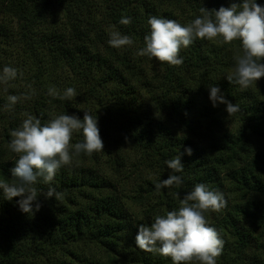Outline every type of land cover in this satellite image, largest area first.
Returning <instances> with one entry per match:
<instances>
[{
  "label": "trees",
  "instance_id": "16d2710c",
  "mask_svg": "<svg viewBox=\"0 0 264 264\" xmlns=\"http://www.w3.org/2000/svg\"><path fill=\"white\" fill-rule=\"evenodd\" d=\"M232 2L0 0V179H14L10 133L28 115L42 124L65 113L97 115L105 149L73 156L52 182L55 197L46 198L49 185L38 183L34 215L19 210V197L0 195V264H172L137 247V225L178 208L197 183L227 200L206 213L224 240L217 264H264V77L243 91L227 80L239 42L197 40L181 50L179 66L139 55L150 16L186 24L202 7ZM124 17L131 23L121 24ZM113 32L134 43L110 46ZM14 60L10 78L5 69ZM217 84L238 112L212 106L207 88ZM68 87L78 95L59 99ZM82 140L74 133L70 144ZM185 146L193 153L182 157L183 185L157 190L172 174L165 161Z\"/></svg>",
  "mask_w": 264,
  "mask_h": 264
},
{
  "label": "clouds",
  "instance_id": "9594fccd",
  "mask_svg": "<svg viewBox=\"0 0 264 264\" xmlns=\"http://www.w3.org/2000/svg\"><path fill=\"white\" fill-rule=\"evenodd\" d=\"M121 24L131 23L130 17L120 20ZM150 31L144 36L145 46L139 55L147 56L169 66L183 63L182 49L188 48L197 40L216 44L230 45L239 42V54L234 56V68L226 74L230 83L247 90L264 77V4L258 0H234L229 6L219 9L202 7L200 15L189 23L181 24L177 20L161 16L148 18ZM109 45L121 49L134 43L131 37L119 32L110 34ZM8 77L14 78V69H5ZM4 78L0 77V80ZM209 101L213 107L225 105L229 114L239 111V105L229 101L219 85L207 88ZM49 94L56 96L52 89ZM78 95L77 90L68 87L61 100L71 101ZM17 97H10L15 105ZM83 140L70 144L74 133H81ZM8 147L17 155L11 167V182L0 179V195L8 201H16L22 213L33 215L41 208L40 182L49 185L44 195L55 197L52 182L59 170L72 163L73 156L92 155L104 151V142L100 135L98 116L84 111L81 119L76 114H61L48 123L33 115H28L21 125L12 130ZM193 150L185 146L174 159L166 160L165 165L172 174L155 184L157 190L180 187L184 180L182 173L184 155L191 156ZM227 204L222 191L197 183L185 193L178 208L155 216L150 224L137 225L135 243L138 248L170 258L172 264H217L222 254L224 240L206 218V213L219 212Z\"/></svg>",
  "mask_w": 264,
  "mask_h": 264
},
{
  "label": "rangeland",
  "instance_id": "374dc122",
  "mask_svg": "<svg viewBox=\"0 0 264 264\" xmlns=\"http://www.w3.org/2000/svg\"><path fill=\"white\" fill-rule=\"evenodd\" d=\"M14 58H16V56H13ZM17 59H19L18 57H17ZM14 64L15 65H13V69H18V66H17V63L15 62V60H14ZM6 76H8V74L6 75ZM6 80V79H5ZM8 80V79H7ZM3 83H5L7 86H8V84H9V87L11 86V83L10 82H4L3 81ZM8 83V84H7ZM8 91H10V89L8 90ZM0 97H3V98H5L6 99V92H5V87H3L2 88V91H0ZM7 97H9V96H7Z\"/></svg>",
  "mask_w": 264,
  "mask_h": 264
}]
</instances>
